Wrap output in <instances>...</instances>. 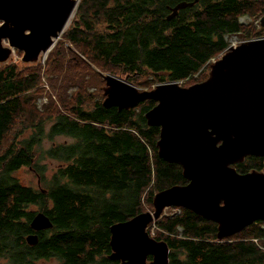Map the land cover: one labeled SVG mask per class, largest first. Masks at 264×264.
I'll use <instances>...</instances> for the list:
<instances>
[{
	"label": "trees",
	"instance_id": "trees-1",
	"mask_svg": "<svg viewBox=\"0 0 264 264\" xmlns=\"http://www.w3.org/2000/svg\"><path fill=\"white\" fill-rule=\"evenodd\" d=\"M192 1L79 0L46 58L50 86L81 85L58 76L68 53L79 65L121 72L141 89H151L154 83L203 72L233 35L264 36V29L254 31L241 21L257 6L264 16V0H199L175 10ZM38 63H0V256L12 264L41 259L119 264L110 258L111 226L153 210L157 192L188 183L180 163L158 154L160 127L145 117L157 101L105 107L101 97L81 86L85 94L79 92L70 106L57 95L52 112L40 113L32 101L45 72ZM152 75L150 83L137 82ZM207 77L203 72L197 82ZM57 136L71 141L43 146ZM44 159L58 163L53 172ZM234 166L241 173L261 171L264 157L248 155ZM21 168L39 174L42 187L23 182L17 175ZM38 211L49 216L52 227L32 229ZM217 226L188 208L170 206L147 230L168 243L170 264H264V220L224 239L218 238ZM32 233L38 234L35 245L27 240Z\"/></svg>",
	"mask_w": 264,
	"mask_h": 264
},
{
	"label": "water",
	"instance_id": "water-1",
	"mask_svg": "<svg viewBox=\"0 0 264 264\" xmlns=\"http://www.w3.org/2000/svg\"><path fill=\"white\" fill-rule=\"evenodd\" d=\"M78 1L0 0V63L16 49L24 51L23 62H37L61 36ZM198 1L182 2L175 10ZM105 79V107L128 109L146 99L157 101L145 117L149 125L160 127L158 154L180 163L188 179L157 192L153 210L111 226V259L119 264H170L168 243L147 230L170 206L215 221L219 239L264 220V167L241 173L234 166L248 155L264 157V36L229 46L211 64L209 77L189 86L168 81L140 89L113 74ZM52 225L43 211L31 221L34 230ZM27 240L35 245L38 234Z\"/></svg>",
	"mask_w": 264,
	"mask_h": 264
},
{
	"label": "rangeland",
	"instance_id": "rangeland-1",
	"mask_svg": "<svg viewBox=\"0 0 264 264\" xmlns=\"http://www.w3.org/2000/svg\"><path fill=\"white\" fill-rule=\"evenodd\" d=\"M75 11L73 12V15H72V17H71V19H70V21L67 24L65 29H67L68 26L70 25ZM263 18H264V16L261 15V6H257V8H255L253 10V12L250 13V15H244L241 18V21L244 22L245 24H247L248 28L253 29L254 31L262 32L264 29V25L263 24L261 25L260 23L263 21ZM246 38L247 37L244 34L233 35L229 38V42L240 43L241 41L246 40ZM248 39H250V38H248ZM69 47L71 48L72 51L73 50L75 51L74 46H72V47L69 46ZM48 53L43 54L46 56H44V57L42 56V58L40 57V59L38 61L39 63L37 65L41 66L45 70V72L42 73V76H43L42 83L32 98L34 106H38V108L40 110H42V111H39L40 113H45L47 111L52 112V108H53V102L52 101L57 100V95L61 96L63 94V96L61 97V100L65 104H68V106H70L71 104H73L77 100V94L79 92L82 95L85 94L82 91L81 86H84L87 91H90L91 93L95 94L96 96L101 97L102 100L104 101V99H105L104 92H105V88L107 87L106 79H105L106 75L113 74V75L122 77L124 79L128 78V77L126 78L125 75L121 76L120 75L121 72L102 70V69H100V67L98 68V66L97 65L95 66L94 64H90V65H86V66L79 65L78 64L79 62L73 61V59L71 58V53H68L65 56V58L63 59L61 69L57 70L58 76L59 77H73L74 79L81 82V85L80 86L71 85L67 89L66 84L57 83L55 86L53 85V88H52L49 84L48 77L46 74V68H47L46 58L48 56ZM23 54H24L23 52H14L8 61L23 62L22 61ZM221 55L222 54L216 56L212 60L211 63H213L215 60H217ZM211 63L206 65L205 69L203 70V72H206L207 76H209ZM203 72L195 74L194 76L190 77L189 79L184 80L183 83L185 85L184 84L183 85L189 86V85L196 83L198 81V79L201 77ZM152 77H153V75L147 76V77H138L137 82L147 84V83L152 82ZM157 84L158 83H154L152 85L151 89L154 86H156ZM135 86L140 88L139 85H135ZM145 89H149V88H145ZM27 134H29V132ZM69 141H71V139L68 137H65V136H57L53 140L46 138L43 142V146L47 148L52 143L58 144V143L69 142ZM42 163H44V165L50 170L49 171L50 173L53 172V168L58 164L56 161L49 160V159L42 160ZM17 175L25 183H28V184L35 186V187H42L39 174L34 173L33 171H31L27 168L19 169L17 171ZM31 209L34 211H37L38 207L32 206ZM148 210H151V209H148ZM144 211H147V210H144ZM165 212H167V209L165 210ZM153 231H154V228H153ZM0 264H12V263L7 258L0 256ZM36 264H58V260H56V259H51V260L41 259V260L37 261Z\"/></svg>",
	"mask_w": 264,
	"mask_h": 264
},
{
	"label": "bare ground",
	"instance_id": "bare-ground-1",
	"mask_svg": "<svg viewBox=\"0 0 264 264\" xmlns=\"http://www.w3.org/2000/svg\"><path fill=\"white\" fill-rule=\"evenodd\" d=\"M4 44H6V45H8L7 43H4ZM43 54H45V53H42V56H45V55H43ZM55 229V228H54ZM41 234V233H40Z\"/></svg>",
	"mask_w": 264,
	"mask_h": 264
},
{
	"label": "built area",
	"instance_id": "built-area-1",
	"mask_svg": "<svg viewBox=\"0 0 264 264\" xmlns=\"http://www.w3.org/2000/svg\"><path fill=\"white\" fill-rule=\"evenodd\" d=\"M233 44H235V43H233Z\"/></svg>",
	"mask_w": 264,
	"mask_h": 264
}]
</instances>
